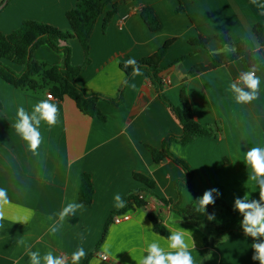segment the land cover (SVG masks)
<instances>
[{
	"label": "crops",
	"instance_id": "0c3cea01",
	"mask_svg": "<svg viewBox=\"0 0 264 264\" xmlns=\"http://www.w3.org/2000/svg\"><path fill=\"white\" fill-rule=\"evenodd\" d=\"M80 0H0V34L8 35L23 21L32 20L70 29L67 12ZM116 13L104 28L102 15L90 40V63L76 78V83L89 94L117 99L124 89V101L115 106L105 99L98 108L105 120L85 115L69 97L51 101L58 107V122L50 127L41 122L42 143L34 155L15 130L17 109L29 113L38 102L47 99L49 88L36 91L16 88L0 77V188L7 189L11 205L6 209L4 228L0 229V264H30L26 246L43 256L71 254L83 247L87 253L80 264L92 255L89 264H137L147 244L157 241L167 248L166 239L154 231L149 214H155L170 233L179 228L191 232L195 248L192 255L197 264H260L253 260V238L236 233L221 235L215 229L186 221L170 206L158 199H178L177 183L181 189L180 206L193 203L194 196L185 185V171L166 159L155 164L147 146L160 149L168 135L181 136L183 130L162 102L156 87L142 69L126 83L121 69L130 58L139 61L154 54L168 39H175L161 63L166 97L180 105V92L186 85L196 121L203 125L220 122L221 137H202L182 145L172 142L171 153L183 160L194 172L192 187L199 197L206 190L218 189L215 200L225 204L216 208L215 225L235 229L243 215L234 202L248 193L251 200H259L255 183L248 181V169L242 162L249 148L264 147V62L257 73L261 77L260 95L247 105H237L227 91L239 71L245 70L239 61L206 72L191 73L198 65L208 66L212 54L220 52L222 44L213 39L208 52L190 41L198 37L213 38L226 34L233 40L262 47L254 34L257 23H264V9L251 0H115ZM264 4V0H258ZM149 6L158 17L161 28L150 31L141 18L142 8ZM108 6L107 11H111ZM248 33L255 40L247 41ZM72 65L81 66L84 51L77 39L69 42ZM215 50V51H214ZM252 53V52H251ZM191 56L179 63L184 55ZM253 54V53H252ZM40 64L62 66L63 54L47 45L34 52ZM17 73L22 66L5 61ZM135 85V87H132ZM52 94V93H50ZM91 176L93 201L79 209L75 216L63 222L59 232L50 228L58 223L59 213L68 203H81L79 194L82 176ZM135 174L154 181L148 189L137 181ZM143 196L146 206L130 213L131 219L120 224L111 223L102 245L108 219L116 207L115 197L125 202L131 193ZM208 207V206H207ZM18 221V222H17ZM23 221V222H19ZM166 238V237H165ZM24 239L26 245H19ZM207 240V243H206ZM259 243L258 241H256ZM107 256V260H103Z\"/></svg>",
	"mask_w": 264,
	"mask_h": 264
},
{
	"label": "trees",
	"instance_id": "16d2710c",
	"mask_svg": "<svg viewBox=\"0 0 264 264\" xmlns=\"http://www.w3.org/2000/svg\"><path fill=\"white\" fill-rule=\"evenodd\" d=\"M110 5L112 6V10L106 12V9ZM116 10L117 3L115 0H80L76 6L66 14L70 24V31H64L52 25L37 21L25 20L22 25L11 34H0V77L14 87L20 89L36 91L39 89L49 88V92L52 93L57 100H62L67 96L76 103L77 107L85 115L105 120V116L98 108V101L100 99H105L115 106L121 105L124 101L125 86L120 90L117 99H108L103 98L98 94L87 93L84 89L77 85L76 78L90 63V40L99 18L105 14L103 24L105 28L111 21L113 15L116 13ZM141 18L150 31L156 32L160 30L161 23L151 7L146 6L142 8ZM254 34L256 35L260 45L264 47V23L259 22L255 25ZM72 39H77L83 48L85 61L81 66L72 65V50L69 45V42ZM213 39L218 40L222 44V47L227 45L229 48H234L235 51L232 53H213L211 64L208 66H195L191 70L192 74L210 71L212 69L228 65L234 61H239L246 67H251L253 64H262L260 60L253 59V54L246 49L244 41L240 39L233 40L226 34H220L213 38L198 37L191 40L190 44L200 46L202 51L208 52V45ZM174 42V38L166 40L154 54L137 62L141 70L144 69L147 71L148 78L156 87L162 102L167 106L174 119L181 126L183 134L179 137L168 135L164 139L160 149L150 146H147V148L151 152L155 164H160L164 160L169 159L185 171L188 177L185 185L188 186L195 200L196 198H199V196L192 187L194 172L183 160L177 158L171 153L170 145L172 142H179L182 145H188L193 143L196 139L202 137H221L223 135V127L220 122L212 125H203L196 121L193 108L188 97L186 85H183L181 89L179 106L174 105L166 97L164 93L166 82L162 76L161 63ZM44 45H47L56 53L63 54L64 60L62 66L48 67L46 64H40L33 58L34 52ZM190 56L191 54L181 56L176 63L184 61ZM5 61L22 66V71L17 73L13 68H11V66L6 64ZM121 69L126 74V83L129 82L133 77V68L131 66L125 67V64H122ZM134 177L137 181L143 183L148 189H153L155 186L153 180L143 175L135 174ZM183 185L184 184L181 182L177 183L178 199L176 201L165 199H158V201L170 206L175 213L186 221L196 225L213 228L221 235H234L236 233L245 235L241 224L237 228L231 229L215 225L213 221H208L206 215L194 211L193 203L182 208L180 206V201L181 189ZM93 195L94 188L91 176L84 174L82 176L79 200L84 205H89L93 201ZM145 206L146 201L144 198H141L140 194L136 192L131 193L126 198V207L121 211L114 212L108 219L102 240L97 245V249L100 248L106 238L109 224L113 222V218L115 216L125 214L129 210H135ZM225 207L224 203L219 200H215L214 205H209L207 207V213L213 214L216 208ZM148 216L156 233L163 237H167L170 234L163 226L158 216L152 213ZM257 241H264V237H260ZM91 257L92 255H89L84 264H89Z\"/></svg>",
	"mask_w": 264,
	"mask_h": 264
},
{
	"label": "clouds",
	"instance_id": "9594fccd",
	"mask_svg": "<svg viewBox=\"0 0 264 264\" xmlns=\"http://www.w3.org/2000/svg\"><path fill=\"white\" fill-rule=\"evenodd\" d=\"M251 2L264 9V4H259L258 0H251ZM261 14L264 15V12ZM245 39L250 42L255 40V36L248 33ZM249 50L253 53V59H260L264 62V58L260 57L259 44L250 43ZM219 51L232 53L235 49L224 45ZM129 66L133 68L134 76L143 74L134 58L125 61V67ZM260 70L261 66L259 64H253L251 67L239 71L237 78L229 83L227 91L232 94L237 105H247L259 98L261 77L257 73ZM132 87H135V85H132ZM52 100L53 97L49 94L47 99L33 106L31 113L27 112L22 106L17 109L15 130L27 143L28 149L34 155H38V149L42 143V136L39 131L41 122L47 123L50 127L55 126L58 122V107L56 103L51 102ZM242 162L248 169V181L254 182L258 188L259 200L249 202L250 195L245 193L242 198L235 200L234 208L243 215L240 224L245 235L253 238L252 248L254 254L252 259L264 264V241L256 242L260 237H264V147L253 146L249 148L244 152ZM214 194L216 196L220 195L218 189L206 190L201 197L193 200L194 211L206 215L208 221L216 219L214 213H207V206L215 204ZM115 200L117 202L116 207H125L126 202L119 195L115 197ZM10 205L11 201L7 196V189L0 188V229L4 228L3 222L7 218L6 209ZM82 208H84L83 203H68L59 213L58 223L50 228V232L52 234L59 232L63 222L68 217L75 216L76 212ZM160 239H166L167 248L162 247L158 240L148 243L145 249L147 255L136 261L137 264H197L192 255L195 243L190 231L179 228L171 231L166 238L160 237ZM18 244L26 245V242L24 239H20ZM26 255L29 257L30 264H80L81 259L85 258L87 253L83 247H80L71 254V257L67 254L54 255L52 251H48L41 256L39 251H31L30 246H26ZM104 259H107V256ZM16 264H19V261Z\"/></svg>",
	"mask_w": 264,
	"mask_h": 264
},
{
	"label": "built area",
	"instance_id": "2783aa9c",
	"mask_svg": "<svg viewBox=\"0 0 264 264\" xmlns=\"http://www.w3.org/2000/svg\"><path fill=\"white\" fill-rule=\"evenodd\" d=\"M50 94V93H49ZM48 94V95H49ZM48 95H47V97H48ZM51 96L53 97V99H54V96L51 94ZM141 198H143V196L141 195ZM131 219V216L129 215V214H123V215H117V216H115L114 218H113V223H115V224H120V223H122V222H124V221H128V220H130ZM104 257L105 256H103L102 258H103V260H107V259H104Z\"/></svg>",
	"mask_w": 264,
	"mask_h": 264
},
{
	"label": "rangeland",
	"instance_id": "374dc122",
	"mask_svg": "<svg viewBox=\"0 0 264 264\" xmlns=\"http://www.w3.org/2000/svg\"><path fill=\"white\" fill-rule=\"evenodd\" d=\"M24 22V21H23ZM22 25V24H21ZM17 30V29H16ZM64 31H70V29L68 30H64ZM133 210H130V213L132 212ZM127 214V213H126ZM120 215H123V214H120Z\"/></svg>",
	"mask_w": 264,
	"mask_h": 264
}]
</instances>
